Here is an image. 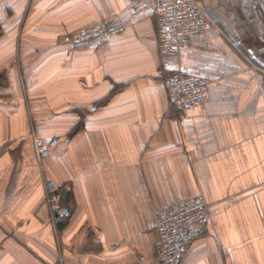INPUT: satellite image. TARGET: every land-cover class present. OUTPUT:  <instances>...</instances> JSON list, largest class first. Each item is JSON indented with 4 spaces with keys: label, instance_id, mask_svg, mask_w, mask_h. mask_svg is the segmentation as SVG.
I'll use <instances>...</instances> for the list:
<instances>
[{
    "label": "crops",
    "instance_id": "obj_1",
    "mask_svg": "<svg viewBox=\"0 0 264 264\" xmlns=\"http://www.w3.org/2000/svg\"><path fill=\"white\" fill-rule=\"evenodd\" d=\"M200 3L213 27L162 55L133 0H0V264H156L153 210L198 194L179 264H264V0ZM103 19L125 31L67 41ZM175 70L208 81L203 103L167 108ZM32 133L57 139L42 169Z\"/></svg>",
    "mask_w": 264,
    "mask_h": 264
},
{
    "label": "built area",
    "instance_id": "obj_2",
    "mask_svg": "<svg viewBox=\"0 0 264 264\" xmlns=\"http://www.w3.org/2000/svg\"><path fill=\"white\" fill-rule=\"evenodd\" d=\"M148 6L156 15L157 47L162 55L178 54L188 45L190 36L212 27L199 0H133L135 11ZM125 31V25L113 19H103L69 35L73 45L95 46ZM208 81L204 78L175 70L164 76L163 86L169 110H182L199 105L206 98ZM34 159L39 169L57 142L53 136L32 133ZM45 204L53 213L61 209L62 192L45 182ZM209 207L203 197L193 195L169 206L153 210V226L157 238L153 249L156 264H179L192 240L203 232ZM141 264V263H138Z\"/></svg>",
    "mask_w": 264,
    "mask_h": 264
},
{
    "label": "trees",
    "instance_id": "obj_3",
    "mask_svg": "<svg viewBox=\"0 0 264 264\" xmlns=\"http://www.w3.org/2000/svg\"><path fill=\"white\" fill-rule=\"evenodd\" d=\"M73 132V131H72ZM59 190V189H58ZM60 191V190H59ZM68 200L65 198V197H63V200H62V202H61V206L63 207V208H68V206L69 205H67L68 204Z\"/></svg>",
    "mask_w": 264,
    "mask_h": 264
},
{
    "label": "rangeland",
    "instance_id": "obj_4",
    "mask_svg": "<svg viewBox=\"0 0 264 264\" xmlns=\"http://www.w3.org/2000/svg\"><path fill=\"white\" fill-rule=\"evenodd\" d=\"M199 2H200V0H199ZM201 4V3H200ZM202 6V5H201ZM203 7V6H202ZM203 9H204V7H203ZM204 11H205V9H204ZM153 12V11H152ZM154 13V12H153ZM206 13V12H205ZM155 14V13H154ZM155 17H156V15H155ZM212 27H213V24H212ZM211 27V28H212ZM158 48V47H157Z\"/></svg>",
    "mask_w": 264,
    "mask_h": 264
}]
</instances>
